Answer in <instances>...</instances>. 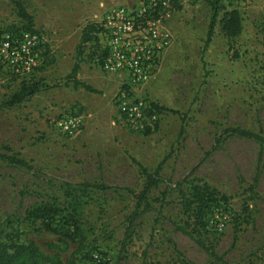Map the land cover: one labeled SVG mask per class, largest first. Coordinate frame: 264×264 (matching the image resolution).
<instances>
[{
    "label": "rangeland",
    "instance_id": "374dc122",
    "mask_svg": "<svg viewBox=\"0 0 264 264\" xmlns=\"http://www.w3.org/2000/svg\"><path fill=\"white\" fill-rule=\"evenodd\" d=\"M14 1L31 14L41 42L39 61L28 73L15 74L0 62V152L29 165L0 159V238L16 230L21 242L53 255L58 236L24 220L26 210L42 201L62 202L61 182L101 183L112 189L92 190L82 213L96 249L90 261L77 264H264V144L223 133L238 127L264 136V5L221 0L240 10L242 32L228 46L217 26L203 53L210 0H196L174 14L173 42L156 73L129 89L130 99L163 108L146 133L124 124L118 99L126 79L91 61V43L82 49L80 81L96 92L61 81L73 61L63 56L76 45L69 40L66 49L60 47L64 17L98 28L104 7L139 0H0V38L22 31ZM74 54L77 61L76 49ZM33 80L46 87L20 104L4 105L22 82ZM74 115L84 118L78 133L54 127L55 120ZM165 157L160 175L170 184L151 189L148 205L140 206L145 210L126 231L134 194L145 182L136 162L153 172ZM192 178L224 198L199 231L203 245L178 228L186 220L179 186ZM75 247L60 252L63 262Z\"/></svg>",
    "mask_w": 264,
    "mask_h": 264
},
{
    "label": "trees",
    "instance_id": "16d2710c",
    "mask_svg": "<svg viewBox=\"0 0 264 264\" xmlns=\"http://www.w3.org/2000/svg\"><path fill=\"white\" fill-rule=\"evenodd\" d=\"M209 4L210 16L206 36L203 41L202 53L209 46L217 26H219L220 32L227 40L228 46H231L232 41L241 34L243 29V18L238 8L232 7L227 9L221 3V0H210ZM14 6L17 17L24 22L21 27L22 31L18 35L24 32H33V18L31 14L26 11L21 1H14ZM220 11L221 16H219ZM98 32L99 28L93 23H88L83 28L80 42L76 47L78 59L74 63L71 72L61 79L64 84L72 82L74 87L80 86L89 92H96L89 84L79 81L76 75L79 69L83 46L91 43L89 46L91 57H93L94 52L97 50ZM44 87H46V84L41 80L22 82L19 89L7 98L4 105L10 107L20 104ZM150 109L155 111V113L163 110V108L155 104H151ZM149 131L150 129H147L145 132L148 133ZM182 131L183 128L181 127ZM223 133L246 137L253 139L261 145L264 144V136L252 130L236 127L227 128ZM0 159L29 167L25 161L14 156L2 154L1 152ZM166 159L167 157L163 158L153 172H149L144 166L136 162L145 177V182L138 194H134L131 191L134 194L136 202L134 209L128 217L129 226L126 231L133 225L140 213L145 210V208L139 210L140 206L142 204L148 205L146 202L147 195L151 189L161 182L170 184V180L160 175L162 164ZM59 187L62 191V202H58L55 199L36 203L26 210L24 216V220L29 223L35 224L39 222L44 231L58 236L59 244L53 245L56 249L53 255L43 253L34 242H21L18 232L12 230L0 238V264H77L78 261H90L92 259L96 248L89 238V230L84 227L82 219L83 209L87 201L91 199L89 193L92 190L105 192L108 189H112V187L101 183H70L66 181L61 182ZM179 189H181L179 190L181 210L186 215V220L178 228L188 237L194 239L199 245H203L199 238V231L207 228L214 209L219 206V202L224 198L219 196L215 188L197 178L185 181L183 186H179ZM70 244H74L76 247L65 263L60 258V252L67 249Z\"/></svg>",
    "mask_w": 264,
    "mask_h": 264
},
{
    "label": "built area",
    "instance_id": "2783aa9c",
    "mask_svg": "<svg viewBox=\"0 0 264 264\" xmlns=\"http://www.w3.org/2000/svg\"><path fill=\"white\" fill-rule=\"evenodd\" d=\"M196 0H139L136 5L111 4L104 7L98 24L97 50L91 61L109 74H121L127 89L119 94L118 111L133 131L152 130L157 114L141 99H130V90L156 73L162 54L172 45L169 21ZM41 42L34 32L0 38V62L15 74L30 72L39 61ZM66 135L78 133L84 125L81 115L64 116L53 122Z\"/></svg>",
    "mask_w": 264,
    "mask_h": 264
},
{
    "label": "crops",
    "instance_id": "0c3cea01",
    "mask_svg": "<svg viewBox=\"0 0 264 264\" xmlns=\"http://www.w3.org/2000/svg\"><path fill=\"white\" fill-rule=\"evenodd\" d=\"M263 5H264V0H255L253 6L258 9V8L262 7ZM227 9H230V8L227 7ZM78 21H80V20H78ZM64 23H65V26L63 27V31L60 33V37H61L60 47H64V49H66V47H67L66 44L69 43V40H72L71 43H75L76 44L74 46V48H70V51L65 56H63L64 57L63 59H65V61L67 59H69V60L72 59L73 60L72 61V65L70 66V70L67 73V74H69L71 72V69H72L74 63L76 62L74 52H75V49H76L77 45L80 42L82 30L88 23L80 24V22H76L74 20V22L72 24H70V18H68V17H64ZM218 28H219V26H218ZM219 32H220V29H219ZM220 34L222 35L221 32H220ZM72 49H74V51ZM65 51H68V50H65ZM82 69H83L82 63L79 62V69H78V72H77V75H76L77 79L79 81H80V77L83 76V72L80 71Z\"/></svg>",
    "mask_w": 264,
    "mask_h": 264
}]
</instances>
